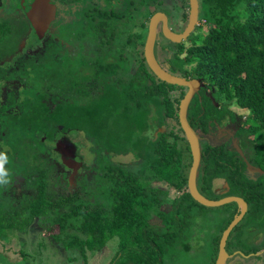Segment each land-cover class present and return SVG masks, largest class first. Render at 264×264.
I'll return each instance as SVG.
<instances>
[{
	"label": "trees",
	"instance_id": "obj_1",
	"mask_svg": "<svg viewBox=\"0 0 264 264\" xmlns=\"http://www.w3.org/2000/svg\"><path fill=\"white\" fill-rule=\"evenodd\" d=\"M200 7V18L207 31L198 27L193 43L183 50L185 56L176 54L169 59L157 56L158 60L167 61L171 70H176L173 64L182 67L178 75L200 80L204 90L210 89L216 100L227 99L246 108L249 121L237 133L243 146L262 156L264 0H200ZM82 62L88 61L81 58ZM89 62L95 67L93 73H82L77 78L81 82L72 81L76 77L71 80V86H77L75 91L86 102L63 99L51 110L45 104L39 105L31 115L24 108L23 113L14 117L19 118L17 122L7 124L6 131L8 139L14 141L15 135L21 138L24 126L28 127L39 146L45 147L39 139L52 141L55 134L81 128L93 148L98 149L94 182L84 174L82 196L76 192L54 194L47 189L42 171L32 179L34 190L23 199L22 207L12 209L3 205L0 238L13 235L6 233V229L27 228L39 218L42 224L47 222L49 237L60 241L67 250L79 253L83 261H87L89 253L101 251L113 240L118 248V264H126L128 256L140 264L143 250L152 252L149 249L152 243L165 248L175 244L178 228L187 226L188 212L206 208L190 196L186 187L191 155L177 116L186 87L160 80L149 67L130 73L127 63L123 66L119 60L94 58ZM78 66L77 62L74 67ZM201 98L210 100L205 93ZM202 105L201 113L206 117L215 113L211 102ZM154 123L163 130L154 138L144 135ZM217 147L206 142L211 154L202 157L199 190L205 195L213 177L225 176L234 190L245 179L242 171L225 169L222 163L226 153L219 152L221 149ZM110 153H131L138 161L128 168L112 161L107 156ZM12 161L9 156L5 168L9 181L14 177L8 170L15 169ZM151 180H162L179 191L176 201L166 198V191L162 200L158 199L155 194L158 190L149 187ZM153 215L161 218L160 226L149 223Z\"/></svg>",
	"mask_w": 264,
	"mask_h": 264
},
{
	"label": "flooded vegetation",
	"instance_id": "obj_2",
	"mask_svg": "<svg viewBox=\"0 0 264 264\" xmlns=\"http://www.w3.org/2000/svg\"><path fill=\"white\" fill-rule=\"evenodd\" d=\"M198 2L199 12L194 28L185 38L173 42L163 35V16H165L167 27L172 32L177 34L183 32L188 24L190 0H0V154L6 158L10 156L15 164L14 170L8 169L14 175L13 180L0 185V195L15 185L16 176L24 167L22 164L18 167L16 157L30 161L28 169L33 175L28 181L31 180V185L32 179L43 171L48 189L47 178L50 168H53L61 172L63 178H67L70 173L73 174V184H80L82 189V180L84 174L86 176L87 173H75L87 162L86 160L84 162V132L81 128L74 129V132L66 131L55 134L52 141L39 139L43 142L45 151H48L45 152L39 149L40 144L36 141L37 139L34 140L35 137L29 132L28 127L24 126L21 138L15 135L14 141L9 140L7 137L9 134L6 131L7 124L10 121L17 122L19 118L16 120L14 117L20 115L24 108H28L27 113L31 115L35 107L45 104L51 110L63 99L79 104L86 102V98L75 91L77 86L72 87L71 82H81L77 78L82 73H93L95 67L89 61L94 58L119 60L123 66L127 63V71L130 73L142 71V67H148L145 58V43L151 18L156 14L158 21L154 37V57L169 72L182 73L180 70L182 67L173 64L176 70H171L168 62H160L157 56L169 59L175 57L176 54L180 57L186 55V51L183 50L193 43L199 31L198 27L202 26L203 29L205 26L200 18V0ZM89 28H91V33ZM74 43L76 52L72 56L70 46ZM81 58L87 59L88 62L81 63ZM77 62L79 66L75 68ZM65 69L72 75L69 87L57 90L60 91L57 94L48 93L46 90L56 89V83L52 81L61 76ZM74 77L76 78L72 80ZM98 91L97 89L96 92ZM208 91L210 89L204 90L201 84L187 109L188 122L200 136L201 159L197 174V188L199 190L201 183L202 157H208L211 154V150L206 149V142L209 144L211 142L218 145L217 149H221L218 150L219 152L226 153L222 163L225 169L240 170L245 179L234 190L225 176L213 177L207 191L208 194L203 195L210 199L235 197L239 200L231 199L219 206H205L204 210L188 212L189 219L185 223L187 226L178 228L176 243L169 244L170 246L166 248L158 243H152L149 248L152 252L144 253L143 250L140 264H164L167 257H171L169 251L178 246H181L180 249L187 253V258L189 253L191 257V262L186 261L182 264H264V155L258 156L256 151L246 145L243 146L241 137L237 133L240 127L247 126L248 110L227 99L216 100L207 94ZM24 93H27V97L21 100L20 97ZM71 93L73 97L69 98ZM202 93L210 98L208 101L212 103V109L215 111L212 116L206 117L203 111L201 113V110H204L202 104H208V101L201 98ZM60 95L66 96L58 98ZM195 96H199V99H196L198 101L195 100ZM196 105L199 107L195 108ZM178 112L177 110V116ZM232 122L235 123L232 124ZM175 127L177 129V126ZM153 128L157 129L154 131V137L159 130H163L161 126L154 123L148 130H145L144 135H148ZM149 136L152 138L150 134ZM60 140H63L65 147L63 143L60 144ZM87 142L91 144V152L88 154H91L92 158L96 155V162L98 149H94L88 139ZM20 145L33 149L31 152L23 149L19 151ZM218 151L215 153L217 154ZM126 154L135 158L131 153ZM136 160L135 158V162ZM6 164L7 159L4 164L5 168L8 166ZM123 165H128V168L133 166L125 163ZM11 166H14L13 163ZM94 166L93 160V167L90 168L95 170L93 178L97 173ZM25 167L27 168L26 164ZM72 180H65L66 184L69 182L67 186L72 184ZM149 187L158 190L155 194L160 200H162L163 191L167 192L166 198L175 199V201L180 194L162 180H151ZM52 192L54 194L66 193L65 191ZM74 192L80 196L83 195V192L79 190ZM3 205L5 204L0 199V210L3 209ZM22 205L23 200L18 206L11 205L10 207L18 209ZM220 206L224 209V218L221 217L216 222L211 221V213L207 209ZM156 218L160 222H156ZM149 223L156 226L162 224L161 218L156 215H153ZM210 224L214 226L210 227ZM201 226H203V231L198 233L197 228ZM186 232L187 241L183 243V236ZM248 233L251 235L250 238ZM202 240L207 241L206 246L200 243ZM179 241L181 243H178ZM113 247L115 248L114 255L105 264H118L120 259L118 248L115 244ZM161 250H165V253ZM95 253H89L87 261L80 258L76 259L75 263L82 260L80 264H87L94 258L92 254ZM131 258L128 256L126 264H135Z\"/></svg>",
	"mask_w": 264,
	"mask_h": 264
},
{
	"label": "rangeland",
	"instance_id": "obj_3",
	"mask_svg": "<svg viewBox=\"0 0 264 264\" xmlns=\"http://www.w3.org/2000/svg\"><path fill=\"white\" fill-rule=\"evenodd\" d=\"M203 32L207 31V27L204 26L202 29ZM70 49L72 51V56L75 55L76 52V44L70 46ZM85 52V49H84ZM67 69L64 70L61 76L56 78L52 83H56V89L55 90H46L48 93L51 94H57V90L66 89L69 87V80L72 78V75L67 73ZM66 77V80H65ZM48 80V78H47ZM66 93V92H64ZM209 96L212 97L211 92L208 91L207 93ZM66 95H60L58 98H63ZM27 97V93H24L20 99L25 100ZM73 97V93L69 95V98ZM155 128L153 130L149 131L148 133L154 137L155 136ZM148 134V135H149ZM83 151H84V162L85 160L88 162L83 165V167L79 168L77 172L75 173H87L88 180H92L93 174L95 172L94 169H90L93 167V160L95 164V157L92 158L91 154H88L91 152L90 146L91 144L87 142L86 137L84 136V143H83ZM39 147V145H38ZM24 150L27 152H31L33 148L30 147H23L22 145L19 146L18 150ZM39 149H43L45 151V147H39ZM87 153H86V152ZM48 152V151H45ZM110 156V159L115 162L125 163V164H132L135 166V158H132L129 154H114L110 153L108 154ZM17 161L20 164H22L24 167L21 169V172H19L16 176V183L15 185L8 189L7 191H3L0 195V199L2 200L3 204L6 206H18L19 202L26 197L30 196L33 192V186L31 185L30 179L33 175L32 171L28 168L30 167V161H26L21 158H17ZM137 162V160H136ZM25 164L27 165V168L25 167ZM21 165V166H22ZM48 166V164H47ZM30 175V176H28ZM72 174L70 173L67 178H63L61 172H57L53 170V168H50L47 182L49 185L48 190L49 191H65L66 193H73L74 191H80L82 192L83 189H81L80 184H73L74 179H70V176ZM28 176V177H26ZM65 180H72V184L68 185L66 184ZM173 195V194H172ZM209 210V213H211V221L222 219L225 216L224 209L222 206L220 207H213ZM200 221V220H199ZM156 222H160L158 218H156ZM47 222H43V226L41 223V220L39 218H35L31 225L29 227H22L21 230H11L6 229V233H12L13 235H10L9 238H2L0 240V264H80L82 260H79V262L75 263V259H80V254L76 253L72 250H67L64 248V246L61 244L60 241H57L51 237L48 236V227L46 226ZM210 227H213L214 224H210ZM9 231V232H8ZM203 231V226L197 228V232L201 233ZM186 234L183 236V243H185L186 240ZM206 236V235H205ZM248 237L250 238L251 235L248 233ZM207 241H200V243H203L204 246ZM178 243H181L180 241ZM114 241H109L106 246L100 251L95 254H92L94 258L90 260L87 264H105L106 261L111 258L114 255L115 248L113 247ZM202 245H200L201 247ZM181 246L174 247L173 250H170L169 253L171 257H167L164 264H182V262H191L190 253L187 258V253L183 252L182 249H180ZM75 257V258H74ZM182 259H178V258ZM174 262V263H173ZM83 264V263H82Z\"/></svg>",
	"mask_w": 264,
	"mask_h": 264
},
{
	"label": "water",
	"instance_id": "obj_4",
	"mask_svg": "<svg viewBox=\"0 0 264 264\" xmlns=\"http://www.w3.org/2000/svg\"><path fill=\"white\" fill-rule=\"evenodd\" d=\"M199 12V2L198 0H190V11L188 17V24L183 32L177 34L172 32L166 25V19L164 18V24L162 28V32L164 37L168 38L173 42H178L181 39L185 38L191 30L194 28ZM158 21V15H154L151 18L149 31L147 35V40L145 43V58L146 63L150 70L162 81H165L169 84L177 85V86H185L187 88L183 97L180 99L178 105V117L180 126L184 132V135L188 141L190 152H191V165L188 171L187 176V188L191 195V197L196 200L198 203L204 206H219L224 202L237 199L235 197H227L223 199H210L203 194H201L197 188V174L200 166V136L196 133V131L191 127L187 118V109L188 105L193 98L194 94L200 89L201 82L196 78H187L184 76H180L178 74H174L163 68L155 59L153 53L154 46V37L156 32V23ZM63 143V140H60V144ZM64 144V143H63ZM65 147V144L63 145ZM244 206V205H243ZM244 208V207H243Z\"/></svg>",
	"mask_w": 264,
	"mask_h": 264
},
{
	"label": "clouds",
	"instance_id": "obj_5",
	"mask_svg": "<svg viewBox=\"0 0 264 264\" xmlns=\"http://www.w3.org/2000/svg\"><path fill=\"white\" fill-rule=\"evenodd\" d=\"M6 157L3 154H0V185L7 184L8 180V172L4 167L6 162Z\"/></svg>",
	"mask_w": 264,
	"mask_h": 264
}]
</instances>
